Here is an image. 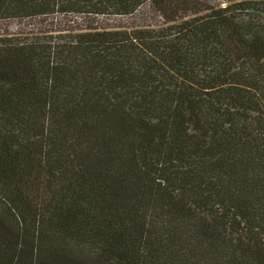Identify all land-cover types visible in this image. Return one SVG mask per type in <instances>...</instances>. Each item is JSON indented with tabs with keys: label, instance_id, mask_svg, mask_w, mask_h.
<instances>
[{
	"label": "trees",
	"instance_id": "16d2710c",
	"mask_svg": "<svg viewBox=\"0 0 264 264\" xmlns=\"http://www.w3.org/2000/svg\"><path fill=\"white\" fill-rule=\"evenodd\" d=\"M0 264H264V0H0Z\"/></svg>",
	"mask_w": 264,
	"mask_h": 264
}]
</instances>
